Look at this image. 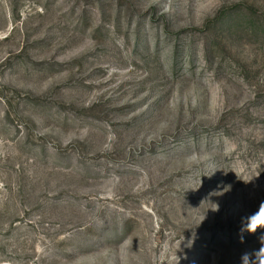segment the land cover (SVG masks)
<instances>
[{
  "label": "rangeland",
  "instance_id": "1",
  "mask_svg": "<svg viewBox=\"0 0 264 264\" xmlns=\"http://www.w3.org/2000/svg\"><path fill=\"white\" fill-rule=\"evenodd\" d=\"M261 204L264 0H0V264H254Z\"/></svg>",
  "mask_w": 264,
  "mask_h": 264
},
{
  "label": "clouds",
  "instance_id": "2",
  "mask_svg": "<svg viewBox=\"0 0 264 264\" xmlns=\"http://www.w3.org/2000/svg\"><path fill=\"white\" fill-rule=\"evenodd\" d=\"M245 221H242L241 232L247 231L249 233H255L258 228H264V204H261L259 210L256 213L245 218ZM260 241L261 244L264 245V236L260 237ZM255 256L256 260L254 264H264V246L259 249ZM250 261L251 258L249 254L246 253L244 256H242L243 264H250Z\"/></svg>",
  "mask_w": 264,
  "mask_h": 264
}]
</instances>
